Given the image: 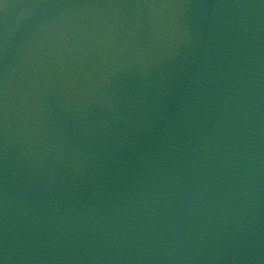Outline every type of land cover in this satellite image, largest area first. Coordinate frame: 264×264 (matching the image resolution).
Wrapping results in <instances>:
<instances>
[{
  "label": "water",
  "instance_id": "95a60500",
  "mask_svg": "<svg viewBox=\"0 0 264 264\" xmlns=\"http://www.w3.org/2000/svg\"><path fill=\"white\" fill-rule=\"evenodd\" d=\"M0 260L264 264V0H3Z\"/></svg>",
  "mask_w": 264,
  "mask_h": 264
},
{
  "label": "snow or ice",
  "instance_id": "6c2138e0",
  "mask_svg": "<svg viewBox=\"0 0 264 264\" xmlns=\"http://www.w3.org/2000/svg\"><path fill=\"white\" fill-rule=\"evenodd\" d=\"M0 4H3V0H0ZM6 7V5H4ZM0 264H3V261L0 260Z\"/></svg>",
  "mask_w": 264,
  "mask_h": 264
}]
</instances>
